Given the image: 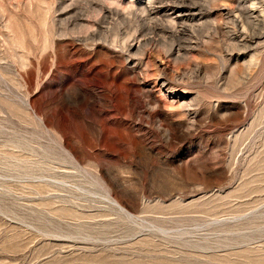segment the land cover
<instances>
[{
  "label": "rangeland",
  "instance_id": "obj_1",
  "mask_svg": "<svg viewBox=\"0 0 264 264\" xmlns=\"http://www.w3.org/2000/svg\"><path fill=\"white\" fill-rule=\"evenodd\" d=\"M150 1L0 0V264H264V12Z\"/></svg>",
  "mask_w": 264,
  "mask_h": 264
},
{
  "label": "bare ground",
  "instance_id": "obj_2",
  "mask_svg": "<svg viewBox=\"0 0 264 264\" xmlns=\"http://www.w3.org/2000/svg\"><path fill=\"white\" fill-rule=\"evenodd\" d=\"M156 1V0H155ZM158 1V0H157ZM163 1V0H162ZM161 1V2H162ZM225 1V0H224ZM161 2L160 3H158V4H161ZM164 2H166V1H164ZM170 2H172V1H170ZM181 2V1H180ZM175 3V2H174ZM184 3L185 2H183V12H181V11H175V10H173L172 12H174L175 13V15H176V18H178V17H181L182 16V13H184V12H188V14L189 13H191V12H195V11H199V12H201L200 11V6L198 7V6H196V5H184ZM132 4V3H131ZM157 3L156 2H153V1H150V2H147V5H148V7L146 8V6H145V8L144 9H142V10H144L145 11V13H146V15H159V13H160V11H161V9H157L156 8V5ZM157 4V5H158ZM165 4V3H164ZM168 4V3H167ZM178 4V3H177ZM133 5V4H132ZM199 5V4H198ZM143 6V5H142ZM182 6V5H181ZM229 6V5H228ZM231 6H232V8L230 9H228L227 10V13L228 14H233L235 17L236 16H240V17H243V18H245V17H248L249 15H251L252 13H263L264 12V0H231ZM257 6H259V7H257ZM159 7V6H158ZM162 7H163V5H162ZM166 7V6H165ZM167 7H171V6H167ZM201 7H203V6H201ZM206 7V6H205ZM141 8V7H140ZM143 8V7H142ZM202 9V8H201ZM206 9V8H205ZM218 9H219V7H218ZM163 10V9H162ZM192 15V14H191ZM190 15V16H191ZM194 15V14H193ZM185 16V15H184ZM252 16V15H251ZM254 17V16H253ZM168 20V19H167ZM173 21V20H172ZM178 21H181V19H175L174 20V23H176L177 24V22ZM182 22V21H181ZM179 24V23H178ZM177 26V25H176ZM180 26V25H179ZM184 26V25H183ZM187 27V26H186ZM182 28V27H181ZM177 29V28H176ZM181 30H183V28L181 29ZM180 31V30H179ZM134 40V39H133ZM128 53V52H127ZM171 55V54H170ZM172 57V56H171ZM176 60V59H175ZM178 60V59H177ZM161 75H163V74H161ZM165 84V81H163V83H162V85H164ZM168 89V88H167Z\"/></svg>",
  "mask_w": 264,
  "mask_h": 264
},
{
  "label": "water",
  "instance_id": "obj_3",
  "mask_svg": "<svg viewBox=\"0 0 264 264\" xmlns=\"http://www.w3.org/2000/svg\"><path fill=\"white\" fill-rule=\"evenodd\" d=\"M21 103H22L23 107H24L26 110H29V106H28V103H27V100H26V99L22 98V99H21ZM35 119H36L37 122H38V125H39V127H40V130H41V131L44 130V127L42 126V122H41V120H39V119L36 118V117H35ZM42 132H43V131H42ZM43 133H44V132H43Z\"/></svg>",
  "mask_w": 264,
  "mask_h": 264
}]
</instances>
